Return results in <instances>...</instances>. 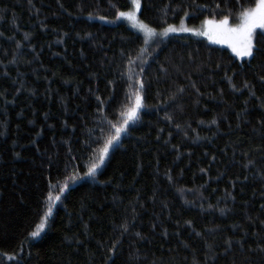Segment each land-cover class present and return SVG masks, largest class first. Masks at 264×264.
Instances as JSON below:
<instances>
[{
    "label": "trees",
    "instance_id": "obj_1",
    "mask_svg": "<svg viewBox=\"0 0 264 264\" xmlns=\"http://www.w3.org/2000/svg\"><path fill=\"white\" fill-rule=\"evenodd\" d=\"M255 3L141 0L138 17L196 27ZM130 8L0 0V264H264V35L247 59L197 38L147 46L111 23ZM136 80L137 119L79 179Z\"/></svg>",
    "mask_w": 264,
    "mask_h": 264
},
{
    "label": "snow or ice",
    "instance_id": "obj_2",
    "mask_svg": "<svg viewBox=\"0 0 264 264\" xmlns=\"http://www.w3.org/2000/svg\"><path fill=\"white\" fill-rule=\"evenodd\" d=\"M132 6L133 10L131 11H118L117 19L122 18L132 21L133 27L143 32L145 36L150 38L156 37L157 32L154 28L137 20V13L140 12L141 9V0H132ZM217 7H219V5H217ZM101 19H103V17H101ZM237 19L238 22L230 23L229 15H225L220 20H205L199 30L195 28H184L183 25H181L179 30L191 32L192 35L195 36H204L212 43L227 44L237 57H253L255 49L253 41L254 36L257 35V29L261 30L260 35H264V0H256L254 7L242 9L239 12ZM176 31H178L177 28L169 26L168 28H165L163 32L159 33V35L167 36L169 33ZM255 50L258 51V49ZM129 80H132L131 76H129ZM134 83L139 84V88H136L132 93V96H134V102L127 107L125 112L122 113L124 116L122 123L113 125L114 134L109 136L104 146L99 150L96 162L92 163L88 167L84 177H78L79 179L93 178L95 176L97 170L104 164L106 157L109 155L110 148L120 140L121 134L127 130L128 125L137 119L139 110L143 107V97L140 93L144 88V84L139 80H136ZM129 87L133 88L134 84L130 83ZM66 189L67 185L60 189L61 195ZM60 198V195H57L55 200L59 201ZM48 200H53L51 192L48 194ZM51 214L52 207L49 206L42 223L38 226L36 231L31 233L33 238L38 237L44 230L47 217L51 216ZM125 231H127V228H125ZM9 258L11 259V257Z\"/></svg>",
    "mask_w": 264,
    "mask_h": 264
},
{
    "label": "rangeland",
    "instance_id": "obj_3",
    "mask_svg": "<svg viewBox=\"0 0 264 264\" xmlns=\"http://www.w3.org/2000/svg\"><path fill=\"white\" fill-rule=\"evenodd\" d=\"M130 3H131V8H130L128 11L133 10L132 0H130ZM117 15H118V14H117ZM138 15H139V12L137 13V20H138L139 22H142V21L139 19ZM113 21H115V22H113ZM113 21H111V23H113V24H115V23H124L126 26H128V27H129L130 29H132L133 31L139 33L141 36H143V38H144V40H145V44H146L147 46H150L155 40H164V39H166V38H168V37H171V36H180V37H186V38L204 39V40L210 42V41H209L206 37H204V36H195V35H192L191 32H188V31H180L179 29L181 28V25L175 27V28L178 29V31L173 32V33H169L167 36H161V35H159V33L163 32L164 29H163V30H156V32H157V36L154 37V38H150V37L145 36L144 33L141 32V31H139L137 28L133 27V22H132V21H129V20H126V19H122V18H121V19H117V16L115 17V19H114ZM229 21H230V23H235V22H238V19H236V20H231V19H229ZM203 22H204V21H203ZM203 22H202L200 25L196 26V27H188V26H185V25H183V27H184V28H189V29H191V28H195V29L199 30V29L201 28ZM142 23H143V22H142ZM258 31H260V29H257V32H258ZM210 43H212V42H210ZM212 44L217 45V46H220V47H224V48L228 49V50H229V51H230V52H231L236 58H238V59H247V58H249V57H244V58L237 57V56L233 53L232 49L229 48V47L227 46V44H216V43H212Z\"/></svg>",
    "mask_w": 264,
    "mask_h": 264
}]
</instances>
